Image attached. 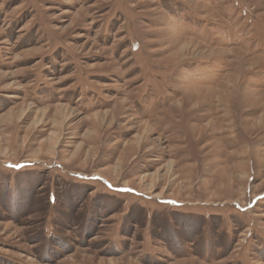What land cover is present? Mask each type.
<instances>
[{
    "label": "rangeland",
    "instance_id": "rangeland-1",
    "mask_svg": "<svg viewBox=\"0 0 264 264\" xmlns=\"http://www.w3.org/2000/svg\"><path fill=\"white\" fill-rule=\"evenodd\" d=\"M0 264H264V0H0Z\"/></svg>",
    "mask_w": 264,
    "mask_h": 264
}]
</instances>
